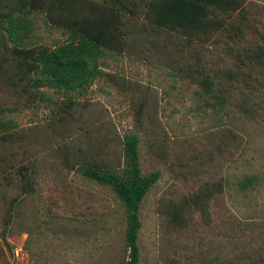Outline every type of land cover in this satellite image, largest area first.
<instances>
[{
    "label": "rangeland",
    "instance_id": "374dc122",
    "mask_svg": "<svg viewBox=\"0 0 264 264\" xmlns=\"http://www.w3.org/2000/svg\"><path fill=\"white\" fill-rule=\"evenodd\" d=\"M91 1L115 4L114 16L66 20L58 0H43L31 24L16 0L35 38L24 44L19 20L15 47L1 23L0 119L11 127L0 134V264L125 261L122 203L78 168L120 172L128 134L138 136L142 173L159 172L139 207L137 264H264V62L250 51L264 47V0L230 17L241 39L231 22L191 38L156 27L144 16L149 0ZM76 23L106 24L121 46L105 48L84 94L34 88L31 58ZM246 176L254 181L242 188Z\"/></svg>",
    "mask_w": 264,
    "mask_h": 264
},
{
    "label": "trees",
    "instance_id": "16d2710c",
    "mask_svg": "<svg viewBox=\"0 0 264 264\" xmlns=\"http://www.w3.org/2000/svg\"><path fill=\"white\" fill-rule=\"evenodd\" d=\"M250 2L251 0H149L144 5V16L156 27L172 31L179 30L190 38L203 35L213 28H227L226 26L231 25L229 24L231 22L235 36L241 39L245 34V28L240 20L232 22L230 17L240 15L242 19L245 13L249 12L248 10L256 7ZM114 8H117L115 4L112 9ZM105 9L109 10L112 17L114 16L111 8L106 7ZM130 11L132 14L135 12L134 9ZM97 16L105 19V15ZM99 18L95 23H98ZM12 21L9 20L6 31L9 40L17 45L20 43V38L15 33ZM102 26L107 27L104 24L94 30L91 29L92 27L83 28L70 41L41 52L33 58L32 66L36 69V77L33 79L32 86L34 88L47 86L64 92L74 91L80 95L84 94L94 79L102 74L99 58L105 48L117 51L121 46V43H115L114 38L107 35V30L101 28ZM250 51L256 62H264L262 45H257ZM236 56L242 63L240 57ZM204 90L208 91L206 88ZM212 93L219 101L224 100L221 94ZM10 127L8 122L0 119V134L9 130ZM138 142V136L135 134H128L124 137L125 165L120 172L102 170L94 166L78 168L82 176L99 184L108 185L124 207L126 220L124 239L128 255L122 264H137L139 261L138 232L142 224L139 218V207L148 190L159 178L158 171L142 173L139 164ZM253 181L254 177L246 176L239 180V185L245 188Z\"/></svg>",
    "mask_w": 264,
    "mask_h": 264
},
{
    "label": "crops",
    "instance_id": "0c3cea01",
    "mask_svg": "<svg viewBox=\"0 0 264 264\" xmlns=\"http://www.w3.org/2000/svg\"><path fill=\"white\" fill-rule=\"evenodd\" d=\"M43 3V0H37V2H35L34 0H18V4H20V8L21 9L23 6L25 8L24 12V16L25 19L28 20L26 22H30L31 24H34L36 22V24L38 23V14L40 13L39 8L42 6H39L38 4H40L41 2ZM88 1H82V0H58L57 2V8H55V11H57V13H61L63 14L62 17H65L64 19L67 20L68 15L69 14H75V13H79L82 12V10H85V12H89V13H95L98 9L99 10H106L105 7H103L104 3H102V7L99 5V3L97 2H92L91 0ZM9 4L10 8H6V6ZM96 4H98L99 6H97ZM16 5V0H6L3 8H0V27H1V23L3 22V20L6 22V26H5V32L6 31V27L9 23V20H13L12 22L14 23V30L15 33L19 28V25L16 24L20 19V11H15V13L13 12V6ZM45 5V4H44ZM22 12V13H23ZM46 12V11H45ZM24 17L23 19H21L19 22L22 23L21 27L24 29V44L26 42V39H32L35 37H31L32 33L35 31L34 28L32 27V29L29 27L28 23L26 24L25 22L23 23ZM15 21V22H14ZM74 22V21H73ZM75 24H71V25H66L67 27H61L60 31H59V37L62 38L61 40L57 41L54 45L51 46V49L67 42L70 41L72 39V37H75L76 35H78L80 33V30L83 29L81 26L79 27L78 23ZM88 28V27H87ZM27 29H31V32L28 34ZM72 29V30H70ZM16 35L20 38V35H18V33H16ZM64 35L66 37H64ZM8 36V34H7ZM9 40V37H8ZM119 43H122V41L120 39H117ZM21 39H20V43H18L17 45H21ZM9 44L12 47H15L17 45L13 44L10 40H9ZM37 55L33 56L31 58V62H33V58H35ZM34 77H36V70H35V75Z\"/></svg>",
    "mask_w": 264,
    "mask_h": 264
}]
</instances>
